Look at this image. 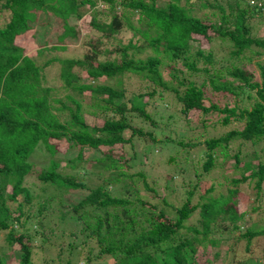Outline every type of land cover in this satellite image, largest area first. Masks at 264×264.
Segmentation results:
<instances>
[{
  "label": "trees",
  "instance_id": "trees-1",
  "mask_svg": "<svg viewBox=\"0 0 264 264\" xmlns=\"http://www.w3.org/2000/svg\"><path fill=\"white\" fill-rule=\"evenodd\" d=\"M196 5L208 13L196 15ZM48 12L60 19L59 41L78 38L76 23L69 21L80 19L87 32L80 55L46 58L47 50L66 45H37L28 54L19 44L17 37L34 30L37 15ZM258 23H264V0H0V264H37L34 236L46 254L43 264H61L64 244L71 255L90 242L96 252L86 247L84 264L264 262V250L255 262L243 253L264 237V215L244 225L249 214L239 210L236 197L238 186L249 180L256 199L263 198L264 162L240 165L235 152L234 187L216 195L210 194L214 184L200 178L213 171L219 154L227 156L231 142L264 144V33L254 32ZM124 30L129 38L123 39ZM214 40L225 47L221 55L210 46ZM58 62L57 75L48 78L49 66ZM134 82L136 89L129 90ZM164 94L179 105L163 118L150 111V98ZM191 113L205 134V127L238 124L200 142L199 133L186 128ZM146 122L157 130H145ZM156 132L166 135L156 139ZM133 138L141 142L144 158L167 144L183 148V156L190 146L203 145L197 179L184 198L171 203L168 193L159 196L145 171L133 167ZM61 142L63 153L74 154L36 168L34 153L45 149L54 155ZM161 161L168 180V164L177 162L172 155ZM31 173L41 184L39 198L26 184ZM52 201L59 208L50 223L42 214ZM263 206L258 201L250 209ZM69 220L80 227H65ZM63 233L74 238L64 243ZM4 244L17 246L18 255Z\"/></svg>",
  "mask_w": 264,
  "mask_h": 264
},
{
  "label": "rangeland",
  "instance_id": "rangeland-1",
  "mask_svg": "<svg viewBox=\"0 0 264 264\" xmlns=\"http://www.w3.org/2000/svg\"><path fill=\"white\" fill-rule=\"evenodd\" d=\"M194 13L196 15H204L208 13V10L202 9L196 5V8L194 9ZM88 14H84L82 17L86 18ZM70 23L75 22L77 25V30H78V38H70L67 37L66 39H63L62 41H59L57 36L62 32L63 28L61 27L60 24V19L56 18L52 13H39L37 15V19L33 22L34 24V30L28 31V33L24 37H17V40L19 44L24 46L25 50L27 51L28 54H32L34 52V49L38 46H56V45H66L65 49H51L47 50L46 53H44L43 57L50 58L52 56H57L58 58H68V57H77L78 55L81 54V41L84 36H86V31L85 28L81 26L80 19H71L69 21ZM254 32L259 33H264V23H258L255 24ZM258 26V27H257ZM261 27V28H260ZM33 31V32H32ZM34 33V34H33ZM131 35L130 31L124 30L123 32V39L129 38ZM216 43V44H213ZM211 43V48L213 49L216 54L221 55V53L225 50L224 45H220L219 47V41L214 40V42ZM203 46H208L203 39H201V43ZM206 44V45H205ZM259 58V57H258ZM256 58H253L255 60ZM59 67V62L58 63H53L52 65L49 66L47 70V77L52 78V75L56 76L58 72ZM163 69V74L165 77H168V67ZM85 74V73H83ZM193 79L197 80L196 77H193ZM104 80V79H103ZM107 80H105L106 82ZM103 82V81H102ZM110 82V81H109ZM115 87H120L121 83L120 82H115L114 83ZM130 85V84H129ZM136 83H132L129 90H135L137 86H135ZM143 86L145 88H149L150 84L146 82ZM129 87V86H128ZM170 94H164L162 98H157V96H153L150 98L152 100V106L150 111L154 112L153 110H156L158 115L161 117H165L166 114L175 112V109L178 108V105L176 104L175 106V99L170 98ZM194 113H191L189 116V126H186V128L189 129V131H194L195 135L199 133L197 140L200 142L203 141V139L209 134V135H214L221 133L222 131L227 130L229 127H235L238 123L234 122L231 123V125L228 128L222 129L221 127L217 128H212V127H205L206 134L202 131V127L198 124V122L192 120V116ZM138 124H142L141 121L137 120ZM144 129L145 130H152L155 131L157 128H152V127H147L150 124L148 122L143 123ZM181 127V126H180ZM177 131V128H176ZM182 132V131H179ZM178 132V134H179ZM156 136V139L163 138L166 134L164 133H154ZM177 134V132L175 133ZM174 134V135H175ZM139 139H134L133 138V148L135 149L134 151L136 152V157H135V162H134V168H140L145 171L146 177L151 183L150 185H153L155 188H157V193L159 196L169 194V197L167 198L171 203L176 202V200L182 199L186 196V189L191 188V186L195 183L196 181V175L194 174V168L196 166L200 167L201 161L203 159L202 155V147L203 145H197V146H190L189 147V153L185 154L187 155V158L181 154V150L183 148H180L179 146H174L172 147V144H167L164 149H160L157 147L153 148L152 154L148 158H144L143 155L140 154L139 152V146H140V141ZM196 140V141H197ZM66 146L65 142H61L59 144V150L56 152V154L51 155L49 154L45 149H42L40 151H37L34 153V155L31 157V159L35 162L36 168L39 167V165H46L49 161L50 158H53L59 162L60 159L63 157H68L72 154H74L73 149H69L67 153H63V147ZM240 151L239 157L241 161L239 162L240 165H245V163H248V161L252 162V164L256 162V159L261 160V162H264V144H253V143H245V144H238V142H231L228 149H227V156L226 157H221L219 154V157L217 158V163L213 167V171H211L209 174H202L200 176L201 180H203V183L208 186L209 184L213 183L214 184V190L210 193L211 195H216L218 191H226L227 187H234L231 186L230 183V178L231 177H236L238 176V172L234 171L233 168V163H234V158L233 154L237 151ZM89 153H92L91 151L87 152V155ZM172 155L174 156V160H176L177 163L173 164H168V171H170V174H172L173 177L170 179H165L164 174H165V169L162 167V164H160L163 159H167V156ZM62 164V162L60 163ZM160 164L158 167L156 165ZM184 166V167H182ZM182 167V168H181ZM185 168V170H183ZM249 169V168H248ZM223 172V173H222ZM34 173H31L30 175L27 176L26 179V184L29 185V188L32 192L35 193L37 198L42 196L41 192L39 191L41 184L39 182H36V178L34 177ZM139 181V180H138ZM182 181L186 182L182 184ZM40 185V187H39ZM44 186V185H43ZM50 189L48 191L50 192ZM238 192L236 194V197L238 199V207L239 210H246L247 215L249 216L247 219L243 221L244 225H248L250 221L254 219H259L260 216L264 215V206L261 208H257V210H251L250 208L257 204V202H262L264 203V181L262 182L260 193L263 198L256 199L255 193L257 192V188L254 186L253 182L249 183V180L241 183L238 186ZM202 190V187L198 186L195 188L194 195L192 196V200L195 202L198 197V193H200ZM146 194L150 196L152 193L151 192H146L144 189H141L140 194ZM57 198H61V195H54V199L56 200ZM52 201L51 204H49V208L42 214V216L46 219H49L50 223L52 220L57 221L58 219V211L57 208L58 206L54 205ZM48 206V205H47ZM75 226L74 228H78L79 222L74 221V220H69L65 223V227L71 228ZM4 236L5 233L4 231H0V245L5 243L4 242ZM78 240L76 241L77 244H79L82 240L83 237L80 235L77 236ZM73 235H69L68 233H63V235L60 236V240L64 243H67V240L73 239ZM5 246V244H4ZM63 252L61 254V264H84V254L86 253V247L88 248L89 246L92 249V255L96 252V248L93 245L92 242L87 243V245L79 246L76 247L73 253L70 255L67 252V246L64 244L63 245ZM10 248V252L15 254L16 256L19 253V249L17 246L14 245V247L10 246H5L4 248ZM243 250V243L239 245V249L237 250ZM262 250H264V237H262L260 240L257 241L255 245L252 246V252H243L244 255L250 256L254 262L255 260L260 261L262 258ZM9 252V250H7ZM33 259L37 262V264H43V259L42 257H45L46 254L42 251L40 248V243L38 236L33 237ZM232 251L230 250L229 256L231 257ZM44 255V256H43ZM229 256L227 257V260L230 259ZM69 257L70 261L69 263L65 262V259ZM226 260V261H227ZM55 261V260H54ZM57 262V261H56ZM203 259L200 260L199 264H203ZM215 264H221V259L218 258ZM264 262H261L260 264H263ZM54 264H56L54 262ZM90 264H107V259L106 260H95L91 261ZM206 264V263H205Z\"/></svg>",
  "mask_w": 264,
  "mask_h": 264
}]
</instances>
